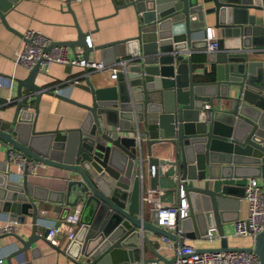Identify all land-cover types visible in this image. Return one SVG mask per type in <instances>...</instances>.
I'll return each instance as SVG.
<instances>
[{
	"label": "water",
	"instance_id": "obj_1",
	"mask_svg": "<svg viewBox=\"0 0 264 264\" xmlns=\"http://www.w3.org/2000/svg\"><path fill=\"white\" fill-rule=\"evenodd\" d=\"M13 3L0 0L4 26L3 14ZM121 4L136 7L137 35L92 46L111 51L112 61L123 59L116 78L98 85L83 68L84 82L76 84L89 95V102L81 103L35 83L33 65L15 80L11 117L4 120L0 115V144L75 173L66 190L53 199L61 218L81 202L78 233L63 249L56 246L67 255V264L173 261L174 255L167 258L151 247L146 231L173 239L175 233L157 225L151 208L145 216L146 203L139 198L138 174H143V184L146 174L148 186L157 189L161 164L172 167V188L177 197L182 188L188 202V213L179 220L178 242L184 236L204 235L208 226L215 225L218 244L197 249H232L223 222L237 205L227 196L226 184L219 188L213 184L224 175L217 168L227 165L234 170L230 174L236 175L240 168L243 175L260 177L264 187V60L251 58L264 48V0H121ZM210 13L221 44L206 55L207 62L215 65V76L204 81L194 79L189 50L200 41L206 47L204 17ZM76 30L74 39L53 43L78 45L87 60L92 49L85 41L88 32L78 25ZM198 32L203 34L201 40ZM40 94L59 96L85 109L81 124L66 132L34 131ZM162 152L170 156H159ZM37 198L45 199L32 193L24 170L19 177L10 169L0 172V209L7 210L10 219L23 213L30 218L25 237L14 235L20 246L6 253L7 264L11 254L36 248L39 238L54 246L45 237L46 227L37 229L33 201ZM144 240L154 256L136 259L133 249L142 253ZM237 247L251 249L250 244ZM253 248L259 264H264V228L256 234Z\"/></svg>",
	"mask_w": 264,
	"mask_h": 264
},
{
	"label": "crops",
	"instance_id": "obj_2",
	"mask_svg": "<svg viewBox=\"0 0 264 264\" xmlns=\"http://www.w3.org/2000/svg\"><path fill=\"white\" fill-rule=\"evenodd\" d=\"M128 2L129 0H125ZM209 5V4H208ZM6 26L0 21V77H7L10 79L7 84H0V115L3 119L11 117L13 109V95L15 92L16 78H22L27 69L19 64L12 62L13 52L21 46V33L25 29H35L44 36L53 41H62L74 39L76 36V25L83 32L89 33L92 49L89 50L87 59L95 61H103L107 65L104 71L93 72L89 70L90 77L97 82L98 85H105L111 83L114 77H111L112 71L110 66L117 61H112L111 51L104 49H94L92 46L104 44L108 41H117L123 38H132L137 35L139 27V14H137L136 7L131 4L122 5L121 0H14V3L3 14ZM206 28L211 29L215 39L221 44L220 30L213 27V14L210 13L204 17ZM202 32H198L196 37L198 40L202 39ZM88 45V43H87ZM67 56H77L83 58L82 50H79L78 45L66 46ZM81 48V47H80ZM120 51L121 47L118 46ZM192 61V73L194 79L209 81L214 79V63L207 62V52L205 46L200 41L197 47L189 50ZM252 59L264 60V48L257 53H252ZM121 59V58H119ZM72 77L78 78V83L84 82L83 68L76 65H64L61 63L52 62L48 66L45 74L37 72L34 76V82L46 89H52L53 86L60 82L63 83L62 94L71 97L78 102L88 103L89 95L80 89L77 84H69ZM26 90L21 87V92ZM34 99L28 100L29 104H33ZM85 109L79 105L66 101L59 96L40 94L37 102L36 111L33 114L32 126L33 130H53L58 129L66 132L71 128L78 127L84 116ZM5 146L0 144V172L4 171L2 159L5 153ZM155 153V152H153ZM157 155V154H156ZM161 157L167 158L169 153L162 152L158 154ZM158 156V157H159ZM9 169L14 170L15 166L9 164ZM147 165H145V170ZM218 172L224 174L218 176L215 180V187L226 184L225 190L227 196H230L233 202H236V208L232 209L227 216V220L223 222V231L227 234L228 245L230 246H248L251 243L250 237L232 235L233 220L236 217H243L246 213L247 201L244 195V184L247 181V176L243 175V171L237 168L234 171L224 167H218ZM230 174V175H228ZM76 176L74 172L66 168L49 163H40L36 166L34 173H26V180L30 183L31 191L36 196H41L45 199H34L36 205V215L38 214L37 229L43 228L59 221V211L55 208L56 201L53 199L58 196L59 191H65L68 187V178ZM257 177V176H256ZM174 176L172 167L166 164H161L158 176V188L150 198L158 196L162 203L176 204L178 202L177 194L173 190ZM261 182L260 177H258ZM145 188L148 185L147 176L145 174ZM214 181V179H213ZM212 181V182H213ZM212 185V184H211ZM212 185V186H213ZM179 194V193H178ZM184 194V192H183ZM65 199V194H62ZM72 192L68 195L72 199ZM65 205V202H63ZM151 203L146 202L144 215L149 216V209ZM81 202L73 204L69 208L68 213L77 212L80 216ZM14 219V231L5 233L0 237V255H4V263H6V253L16 246H20V242L14 235L23 236L28 233L30 228L29 213H23ZM6 220H10L8 211L0 209V224ZM39 220L41 222H39ZM79 226H76L75 233H78ZM149 243L151 247L159 250L167 258L172 256L171 251L157 246L158 233L151 229H147ZM231 234V235H229ZM202 235L195 238L184 236L183 240L198 246H214L218 244V240L207 241ZM74 238H69L63 231L57 232L50 242L54 246L47 244L44 240H37V247H27L16 254L9 256L10 261H22V264H67L68 257L59 248L67 246ZM34 243H31L33 245ZM142 250L133 249L135 258H149L154 256L153 251L149 245L142 242ZM59 248H57V247ZM76 246V244L74 245ZM73 246V247H74ZM141 264H162L152 260H146Z\"/></svg>",
	"mask_w": 264,
	"mask_h": 264
},
{
	"label": "built area",
	"instance_id": "obj_3",
	"mask_svg": "<svg viewBox=\"0 0 264 264\" xmlns=\"http://www.w3.org/2000/svg\"><path fill=\"white\" fill-rule=\"evenodd\" d=\"M205 39L207 41L205 50L207 53L217 50L219 42L215 39L210 27L206 30ZM85 41L88 46H91L89 33L85 35ZM79 50L82 49L79 47ZM123 59L121 60L122 64ZM12 62L31 69L36 65V70L39 73L45 74L48 66L52 62L61 63L64 65H76L82 68H88L93 72L104 71L107 65L103 61H95L83 59L77 56H67V47L59 43H53L52 39L41 34L35 29H25L21 33V46L13 52ZM119 62L110 66L112 73L111 77H115V73L120 65ZM119 63V64H120ZM10 79L0 77V84H7ZM56 83L52 89L54 93L62 94L63 83ZM78 78L72 77L69 84L78 83ZM4 157L2 165L4 169H9V164L15 166L12 171L13 175L19 177L23 170L26 173H34L36 166L41 163L39 160L27 158L24 153L11 148L4 149ZM143 174H138L141 180V203L150 202L152 215L156 219L157 225L175 233L176 239L169 237L164 233H158L157 246L171 251L174 259L170 264H259L257 253L254 251L253 242L256 234L264 228V187L258 177L249 175L244 184V195L247 201L246 215L236 217L233 220L232 235L244 236L251 238V249L233 247L232 249H197L198 245H194L183 239L178 242L181 235V227L179 220L188 213V202L184 197L183 189L180 188L178 194V202L176 204L162 203L160 198H150L156 192V189L150 188L148 185L145 188L143 184ZM79 214L75 211L67 213L64 218H61L55 223L45 225V237L53 240L57 232H64L69 238H74L76 226H79ZM39 222H41L39 220ZM14 231V219L6 220L0 224V237L5 233ZM206 232L202 235L207 241L219 240V234L216 231L215 225L208 226ZM229 234V235H231ZM227 236V234H225ZM0 264L4 263V255H0ZM10 264H22V261H11Z\"/></svg>",
	"mask_w": 264,
	"mask_h": 264
}]
</instances>
